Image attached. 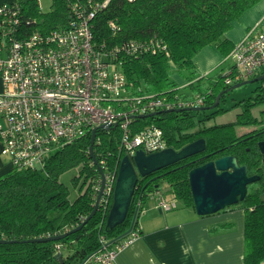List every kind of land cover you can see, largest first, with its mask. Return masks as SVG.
<instances>
[{
	"label": "trees",
	"instance_id": "trees-1",
	"mask_svg": "<svg viewBox=\"0 0 264 264\" xmlns=\"http://www.w3.org/2000/svg\"><path fill=\"white\" fill-rule=\"evenodd\" d=\"M78 0H52V11L42 12L40 0H17L20 7L22 26L29 31L48 32L66 24L67 13L71 4ZM86 1V0H85ZM104 4L107 0H93ZM261 0H110L107 8L99 12L93 21L96 39L109 45L122 44L132 39L164 40L171 52L168 59L165 55H149L135 60L130 59L124 66L128 80L135 90L143 93L181 92V88L172 80L173 69L179 73L188 72V78L195 80V57L207 46L215 45L221 54L227 57L236 47L225 35L232 30L235 21ZM115 21L118 32L109 27ZM27 24L30 26L25 27ZM264 74V71H263ZM215 79H221L215 78ZM202 81V82H200ZM199 84L191 83L195 94L208 95L206 105L216 104L219 94L231 89L212 81ZM259 86L254 96L237 103L233 108L242 107V113L233 123L202 127L208 121L228 110L221 105L212 110L211 115L196 120L194 113H162L155 117L140 119V126L155 124L163 129L169 141V147L181 150L188 144L206 139L207 151L204 155L210 158L195 161L190 158L177 165L158 171L148 177L140 178L127 219L113 229L107 226L112 207L105 216L99 211L80 231L60 241L31 242L36 239L59 236L82 224L92 213L98 196L95 187L102 181L101 174L90 154L92 134L65 145L53 153L44 170L22 169L11 166V170L0 177V264H83L84 261L101 247V237L106 236L115 241L132 226L136 215L137 203L143 204L149 195L161 187V182L168 184L171 193L185 207L194 208L195 203L190 184V172L219 157L234 156L240 165L248 166L251 175L260 176V180L248 188L243 201L227 207L225 210L240 209L245 212V264H264V173L262 171L263 155L259 142L263 139L257 132L239 136V126L259 125L253 109L264 103V88ZM186 89V88H185ZM185 97V94L183 95ZM225 96L222 98V101ZM207 112V111H206ZM200 115H198L199 117ZM97 138L102 144L95 143L96 158L108 155L107 161L113 171L124 155L118 152L117 141L104 131H98ZM200 159V160H199ZM94 164V165H93ZM100 165V164H99ZM78 169L79 176L73 179L74 187H79L78 196L72 200L71 190L62 183V176ZM103 170V169H102ZM106 173L105 170H103ZM163 178L151 184L142 195L145 185L156 175ZM143 209L140 208L135 223ZM222 212V211H221ZM234 223L216 226L213 233L232 229ZM21 241V243L10 242ZM64 249L57 253V246ZM61 255V259H58Z\"/></svg>",
	"mask_w": 264,
	"mask_h": 264
},
{
	"label": "built area",
	"instance_id": "built-area-1",
	"mask_svg": "<svg viewBox=\"0 0 264 264\" xmlns=\"http://www.w3.org/2000/svg\"><path fill=\"white\" fill-rule=\"evenodd\" d=\"M109 1L100 4L78 0L70 5L66 24L48 32L25 29L18 4L0 5V143L1 155L13 168L44 170L58 149L93 135L95 130L97 134L104 131L110 140L117 141L120 156L132 159L140 150L147 154L163 151L170 148L163 129L155 124L140 126L139 116L206 105L211 91L208 95H192L135 90L124 71L126 62L149 55H165L169 59L171 52L168 44L157 37L114 45L99 42L93 21ZM109 27L114 33L119 30L115 21ZM226 60L231 64L215 83L232 87L263 75L264 19ZM95 143L102 144L97 135ZM108 155H101L99 161L106 171L99 208L103 216L109 211L121 165L118 161L111 171ZM100 187L101 182L95 187L98 194ZM167 191L159 187L149 198L158 209L171 211L177 205L174 199L167 200ZM140 208L141 201L137 203L138 212ZM139 235L134 228L129 236L114 244L102 236V247L83 264H115L118 255ZM63 249L57 246V253Z\"/></svg>",
	"mask_w": 264,
	"mask_h": 264
},
{
	"label": "crops",
	"instance_id": "crops-1",
	"mask_svg": "<svg viewBox=\"0 0 264 264\" xmlns=\"http://www.w3.org/2000/svg\"><path fill=\"white\" fill-rule=\"evenodd\" d=\"M16 2L17 0H0V5ZM263 19L264 0H261L234 22L225 38L237 45ZM226 61L217 46L210 45L195 57L194 64L202 79L214 82L231 64ZM261 85L264 88V82ZM184 86V83L180 85ZM2 88L3 82L0 79V91ZM237 108L242 113V107ZM258 108L259 106L253 109V115L257 119L254 111ZM258 120L261 122L259 125L237 127V135L262 130L264 122L260 118ZM5 161L1 155L0 143V177L11 170L10 162ZM143 209L138 221L139 237L118 255L115 264H245L244 210L230 209L209 216H199L196 209L185 206L171 211L160 210L156 206ZM229 223H234L235 226L217 233L211 231L213 227Z\"/></svg>",
	"mask_w": 264,
	"mask_h": 264
},
{
	"label": "water",
	"instance_id": "water-1",
	"mask_svg": "<svg viewBox=\"0 0 264 264\" xmlns=\"http://www.w3.org/2000/svg\"><path fill=\"white\" fill-rule=\"evenodd\" d=\"M262 81H264V74L255 79L232 86L231 89H228L219 94L216 100V104L212 105L211 107L165 110L145 116H139V119L155 117L157 115H161L162 113H182L184 111L206 112L214 110L221 105L222 98L226 96L231 90ZM96 135L97 131L95 130L92 135L90 154L101 174L102 181L94 210L82 224L72 229L71 231H68L59 236L32 240L31 242H55L65 239L69 235L80 231L99 212L100 202L106 186V175L100 167L94 152ZM258 135H264V128L259 132ZM258 146L261 154L264 156V140L260 141ZM206 151L207 141L206 139L202 138L188 144L179 151L175 150L174 148H167L163 151L147 154L144 151L140 150L132 159L128 156H125L119 168L118 178L113 193L112 207L107 220L108 228L113 229L116 226L122 224L127 219L140 178L148 177L158 171L177 165L186 159L204 154ZM215 155L216 154L206 155L204 158H210L211 156ZM163 176L164 175H160L151 179L143 188L142 195L154 181L163 178ZM259 180L260 176L258 175L249 176L248 166L240 165L237 158L234 156L219 157L215 160L209 161L204 165L194 168L190 172V184L197 214L199 216H209L219 213L225 210L227 207L238 204L247 196L249 185ZM159 187V185L155 186L156 189H158ZM137 214L138 210L136 212L131 228L118 239L112 241L111 244H114L115 242L126 238L133 232ZM8 242L9 241L7 240H0V243ZM10 242L21 243V241ZM57 257L58 259H61V255H58Z\"/></svg>",
	"mask_w": 264,
	"mask_h": 264
},
{
	"label": "rangeland",
	"instance_id": "rangeland-1",
	"mask_svg": "<svg viewBox=\"0 0 264 264\" xmlns=\"http://www.w3.org/2000/svg\"><path fill=\"white\" fill-rule=\"evenodd\" d=\"M40 2L42 5V12L49 13L52 11V0H40ZM172 69H173V73H174L172 76V80L176 83V85L180 87L181 84H183V83L185 84L184 87H186V89L182 90L181 93H184L187 91L193 95L194 92L192 91V87L190 86V84L191 83L199 84L200 82H202V81L199 82L201 77L198 75V73L195 71L196 72V74H195L196 78H195V80L191 81L188 78V75H187L188 72L180 71V73H179V71L176 67L172 68ZM207 80L208 79H206V80L203 79V83L207 82ZM258 84H259V82L253 83V84H248V85L242 86L240 88H236L234 90H231L225 96V99L221 102V108L226 109L228 111L226 113L218 115V116H216V117H214L208 121H205L204 123L201 124L202 127H211L214 125H223V124H229V123L235 122L237 117H238L237 115L239 113H241V110L238 108H232L233 105L235 106L237 103H240L242 101H245V100L253 97L254 91L259 86ZM219 86L222 87L225 85L221 82L219 84ZM180 88H183V87H180ZM263 110H264V105L259 106L258 110L254 111V114L256 115V117H258V119L260 118L264 122V113H261V111H263ZM211 111L212 110L207 111V112H201L200 114L194 113L193 115L195 116L196 120H199V119H203L205 116L211 115L213 113ZM198 115H200V116L198 117ZM261 117H263V118H261ZM4 160H6L5 162L9 161L5 157H4ZM262 168H263L262 171L264 173V164H262ZM78 176H79V170L75 169V170H72V171L66 173L61 178L62 183L65 184L69 188V190H71V194H72L71 199L72 200H74L78 196L79 187L83 183V179H81V181L79 183V187L78 188L74 187L73 179L75 177H78ZM161 188L165 189V191L168 190L166 198L169 201L172 199L175 200V203L177 205L176 209H181L182 206H184V204L180 200L176 199L175 196L171 193L167 183H165L164 181L161 182ZM155 206H156L155 201L152 200L151 198H149L142 204V209L155 207ZM176 209H174V210H176Z\"/></svg>",
	"mask_w": 264,
	"mask_h": 264
},
{
	"label": "flooded vegetation",
	"instance_id": "flooded-vegetation-1",
	"mask_svg": "<svg viewBox=\"0 0 264 264\" xmlns=\"http://www.w3.org/2000/svg\"><path fill=\"white\" fill-rule=\"evenodd\" d=\"M261 130H253V131H251V132H248L247 134H250V133H253V132H257V135L259 134V132H260ZM243 135H246V134H243ZM260 137H262L263 139L262 140H264V135H260ZM261 140V141H262ZM206 155H204L203 156V154H201V157H200V155H199V157L200 158H203L204 159V157H205ZM198 157L197 156H195V157H193V158H190L192 161H195L196 159H197ZM263 158H264V156H263ZM262 164H263V160H262ZM261 168H262V166H261ZM263 169V168H262ZM248 171H249V168H248ZM162 175V174H161ZM158 176H160V175H156L155 177H158ZM249 176H257V175H251L250 173H249ZM154 178V177H153ZM162 179V178H161ZM161 179H158V180H156V181H154V182H157V181H159V180H161ZM153 182V183H154ZM258 182V181H257ZM152 183V184H153ZM256 183V182H255ZM254 184V183H253ZM252 185V184H251ZM250 186V185H249ZM249 188V187H248Z\"/></svg>",
	"mask_w": 264,
	"mask_h": 264
}]
</instances>
